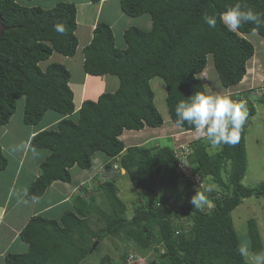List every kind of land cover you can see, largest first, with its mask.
Returning <instances> with one entry per match:
<instances>
[{
	"label": "trees",
	"instance_id": "obj_1",
	"mask_svg": "<svg viewBox=\"0 0 264 264\" xmlns=\"http://www.w3.org/2000/svg\"><path fill=\"white\" fill-rule=\"evenodd\" d=\"M21 1L0 0V127L10 122L22 98L24 126L37 125L48 111L62 117L53 128L31 138V148L47 149L49 154L39 163V175L29 184L24 199L33 202L41 198L56 181L70 183V169H90L97 152L107 157L106 172L114 164L119 172L111 179L97 178L92 189L85 183L58 219L32 216L19 234L27 250L7 252L2 264H88L93 245L112 237L142 253L152 250L156 264H249L238 251L241 246L231 212L246 198L264 197V182L249 188L242 184L247 169L245 135L255 115L251 90L234 96L248 110L237 143L217 147L212 154L206 139L190 144L186 162L192 176L178 170L180 159L174 148L157 143L126 147L120 136L124 131L163 125L150 86L155 77L165 83L166 109L174 124L176 103L196 91L206 92L198 75L209 56L221 86L237 87L255 54L247 35L256 32L264 39V25L248 23L233 33L221 23L220 14L235 3L264 12V0H120L124 15L149 16L151 29H127L126 47L120 49L111 28L96 24L82 51V72L90 77L116 78L117 86L96 99L86 98L78 110L69 87L71 73L63 64L50 61L54 53L73 57L77 52L75 3L58 1L43 9L27 7ZM84 1L97 4L102 0ZM204 14L216 18L215 28L204 24ZM57 24L63 25V32L56 30ZM256 99L264 104V90ZM180 128L195 130L188 124ZM8 168L0 145V171ZM121 171L137 191L138 203L131 218L126 217V207L118 197L116 181ZM193 175L220 188L207 187L212 188L206 193L212 205L208 209L191 203ZM15 177L11 170L8 179L2 180L3 192ZM94 193L103 197L107 210L97 206ZM93 219L101 225L95 230L91 228ZM247 239L251 252H264L255 219L247 220ZM109 263L106 258L100 264Z\"/></svg>",
	"mask_w": 264,
	"mask_h": 264
},
{
	"label": "rangeland",
	"instance_id": "obj_2",
	"mask_svg": "<svg viewBox=\"0 0 264 264\" xmlns=\"http://www.w3.org/2000/svg\"><path fill=\"white\" fill-rule=\"evenodd\" d=\"M58 1H69V2L75 3L77 11H78L77 16L79 17V19H82L85 16V13L83 11L84 4H80L83 0H49V1H46V0L24 1L22 0L21 3L27 7H39L43 9H49V8H52ZM135 19L137 18L130 17V19H128L126 23H128L129 25L131 23L132 24L134 23V25H136L134 21ZM144 21L145 20L138 22V25H141L140 24L141 22L144 25ZM80 25H82L81 20L79 21V27L82 30V26ZM142 29L146 30L145 28H142ZM78 37L82 41V38L79 35ZM247 39L254 46L255 54L253 58L249 61V65H250L249 77L247 76L246 77L247 79L244 80L242 84L237 85V87H234V88L224 89L220 84L219 77L214 68L213 59L211 56L208 57L206 69L201 75V77L199 76V78H202L206 92H209L212 94H227L232 99H234V96L237 93L243 90H251V93L249 94H250L252 104L255 108V115L252 118H250V121L247 126V130H246L245 149H246V156H247V169H246L245 177L242 180V184L245 187L249 188V187H255L259 183L264 182V104L259 103L256 99L257 94L260 92L262 88H264V39L260 37L256 32H253L252 34H248ZM81 45L82 43L79 44V46ZM115 46L118 48L123 47V44L121 43L120 38H118V40L115 41ZM79 54H80V51H79ZM57 58H59V54L54 53L50 61L56 62L55 60ZM64 64L67 65V63H64ZM74 69H75L74 76H77L80 72L78 71L77 68H74ZM115 80L117 81L116 78L113 79V81ZM253 81L255 83H253ZM150 86L154 92V104L164 120V128L167 129L165 130V134H164L167 138L162 135L164 139L160 143L157 142V145H159L160 147L169 146L173 148L174 140L176 143L175 145L185 146L186 144L190 145L191 142H194L196 140L206 139L203 133H200L197 131L192 132V133L180 132L179 134H175V135L172 134L173 133L172 129L178 128V127L172 123L167 113L166 103H165V95H166L165 83L163 82L162 79L155 77L150 80ZM107 87L108 89L110 88L109 86ZM22 106H23V98L17 101V109L13 115L14 119L11 122L10 127H9L10 133L8 137H12V135H14L16 139L18 138L17 141L19 143V145H16L14 148H12V153L14 156L15 154H20V152L22 151V148L24 150L25 140L28 137V134L32 131L30 127H25L24 125L21 124L20 119L22 118ZM60 117H61L60 114L54 111H48L45 113L42 120L37 125L33 126L32 129L33 130L37 129L39 126L45 124L50 119H56ZM172 136H174V139ZM138 140L142 141V139H138ZM12 144H17L16 140L13 141ZM125 144H128V143L125 142ZM155 144L156 142L153 141L151 143L149 142V144H144V146L152 147ZM9 145L10 147L12 146L11 138H10ZM30 149L34 151L33 148H30ZM5 150H6L5 155L8 158V162H9V168L6 171H0V177H1L0 186L2 185L1 184L2 180L4 182L10 176V172L14 165L13 163L14 161H16V159L12 155L7 156L8 154L7 152L9 151H7L8 149H5ZM216 150H217L216 148H209L208 152L212 154ZM35 152L36 153L34 154V159L36 160L31 165V168L35 169L39 173V168H38L39 163L43 159H45V157L49 154V151L47 149H41ZM29 160H33V158L31 156H28L27 161ZM104 160L106 161L107 157L104 154L97 152L92 158V166L90 169L82 170L76 166H74V169L71 168L70 174H71L72 180H71V183L68 185L70 186V189L72 188L73 185L78 184L80 182V181L75 182L77 181L76 174L78 176H82V178L83 177L87 178L91 176L92 173L97 171V169L100 167V164L103 163ZM183 161H186V160L183 159ZM188 170L189 169H187V171ZM78 172H80L81 175ZM110 175L115 176L116 173L111 172ZM100 176L102 180L105 178H109V175L103 172L101 173ZM225 177H226V174H224L223 178L226 179ZM97 178H100V177H97ZM96 181H93V183L89 186L91 189L95 186ZM203 185H204L203 188H207L208 186L212 185V188H214V190L220 191V188L217 187L214 183H212L211 180L203 181ZM116 186L118 189V197L119 199H121V201L124 203L126 207V217L131 218L133 215L134 209L137 206L136 204L138 203L137 197H136L137 191L131 184L128 176L126 175H122L118 177L116 181ZM56 187L58 188V191L62 193H64L67 189L66 184H63V183L57 184ZM78 189L75 193L78 192ZM3 191L4 189L0 187V193ZM49 192H50L49 189H47L45 195L42 196L38 201L40 203H43L44 201L49 202L50 201ZM168 195L169 193H166L165 197ZM94 197H95L97 206H99L103 210H107V204L105 203L103 197L99 193H94ZM71 203H72V199H70L69 202L65 203V205L69 204V207H70ZM211 206H212L211 203H209L208 205H206V208L208 209V207H211ZM32 208H33L32 203L27 200H25V202L23 203L18 204L17 210L19 211V213H20V210L25 212L23 216L24 221L25 220L27 221L29 219ZM34 208L38 209L40 207L34 206ZM56 209H57L56 211H52V212L45 213L42 215L48 218L58 219L63 213V211H62L61 206L56 207ZM231 218H232L233 225L236 230L237 236L239 238L241 247H247V244H248L247 220L249 219L256 220L258 228H259V232L262 237V242L264 245V197H261V198L250 197V198L244 199L242 203L233 212H231ZM7 219H8V222H12L14 220V216L12 217L6 216V220ZM93 222L94 223L91 225L92 229L95 230L97 229V227L99 228L101 226L94 219H93ZM1 236H2V233H0V239L2 238ZM0 247H2V242L0 243ZM24 247L26 249L25 244L19 240L16 244H8V247L5 249L6 251L9 250V252H15L19 250L23 251ZM96 248L98 249L96 250ZM3 255L0 254V264L3 263V259H2ZM122 255H125L124 259H121ZM106 258H107V261H111L112 264H124V262H126L125 264H156L157 263V256L154 255V252L152 250L146 253H142L141 251L134 249L132 245L122 242L121 240L116 239L114 237L104 239L100 243L93 245V251L87 262L88 264H100L101 261Z\"/></svg>",
	"mask_w": 264,
	"mask_h": 264
},
{
	"label": "crops",
	"instance_id": "obj_3",
	"mask_svg": "<svg viewBox=\"0 0 264 264\" xmlns=\"http://www.w3.org/2000/svg\"><path fill=\"white\" fill-rule=\"evenodd\" d=\"M65 2H69V1H65ZM80 4H84L83 11L85 13V16L82 19H79V17L76 16L77 29L75 33L78 39V46L80 43H82V45L78 47L77 52L73 57H63L59 55V58L55 60L56 62L63 64L68 69V71L71 73L69 87L74 94V102H75V105L77 106L76 107L77 110L80 108L82 102L86 98L89 97L90 99H96L102 92H105L110 89H114L117 86V81L116 80L113 81V79H115L113 77H110V76L90 77L82 72L83 71L82 51H83V48L90 43L92 39V32L96 24L102 22L111 28L115 41L118 40V38L121 39V43L123 44V47H119L120 49H124L126 47V44L124 41V32L127 29L132 28V26L135 28L141 29V30H144L142 28H145L146 31L151 29V20H150V17L147 15H142L139 17H132V18H137L134 20L136 25H134V23L133 24L131 23L130 25L126 23V21L130 19V17H127L126 15L122 13L120 9V0H102L100 3H97V4L88 3L83 0ZM77 15H78V11H77ZM80 20L82 22V25H80L82 26V30L79 27ZM142 20H145L144 25L142 22L140 23L141 25H138V22ZM78 35L82 38V41L78 37ZM79 51H80V54H79ZM64 63H67V65ZM74 68H77L78 71L80 72L77 76H74V72H75ZM249 68H250V65L248 62L247 73L244 76L240 84H242V82L247 79L246 78L247 76L249 77V70H250ZM254 81L253 83H255ZM107 86H109L110 88L108 89ZM61 118L62 117L56 118V119H50L45 124L39 126L37 129H34V130L32 129V127L29 126L32 131L28 134V137L25 140L24 150L22 148V151L20 152V154H15V156L12 153V148H14L16 145H19L17 141L18 138L16 139L14 135H12V137H8L10 133L9 127L14 117H12V119L6 126L0 127V145L3 148L4 154L6 151L5 149H8L7 151L9 152H7L8 153L7 156L12 155L16 159V161H14L13 163L14 165L12 168V172H15V176H17L14 178L9 190H7L6 192H1L0 194V233H2V236H1L2 238L0 239L1 240L0 243L2 242V247H0L1 255L3 254L5 255L7 252H9V250L6 251L5 249L8 247V244H16L20 240L19 239L20 231L32 216H35L37 214L42 215L45 213L56 211L57 210L56 207L58 206H61L62 211L64 212L69 207V204L65 205V203L69 202V200L75 194L77 187H80V185L83 183H88L87 181L88 179H90V177L92 179L89 182V184H92L93 181H96L97 177L101 178L100 175L102 172H105L104 169H101V168L104 167L107 160L106 161L104 160V162L100 164V167L97 169V171L92 173L91 176L87 178H84V177L82 178V176H78L76 174L77 181L75 182H79V181L80 182L78 184L73 185L71 189H70V186H68L71 182L70 183H63L60 181L54 182L48 188L50 191L49 192L50 201L49 202L44 201L43 203H40L38 201L40 199L39 198L31 202L33 205V208L34 206L35 207L38 206L40 208L38 209L32 208L29 219L27 221L26 220L24 221L23 216L25 212L20 210V213H19V211L17 210V206L18 204L25 202L24 197H25V193H26V190L29 184L39 175V173L35 169L31 168V165L36 160L34 159V154L36 153L35 151H37L36 149H34V151L30 149L31 148L30 147L31 138L38 131L53 128L61 120ZM20 121L22 124V118L20 119ZM25 127H28V126H25ZM165 130L167 129L164 128V124L159 128L144 127V129L140 131H124L123 134L120 136V139L123 141L124 144L125 142L128 143V144H125L126 147L149 144V142L151 143L153 141H155L156 143L157 142L160 143L164 139L162 135L165 136L164 135ZM181 131L182 129L179 127L173 128L172 134L174 135L179 134ZM160 135L162 138L160 137ZM172 137L174 139V136ZM10 138H11V145H12L11 147L9 145ZM14 139L16 140L17 144H12V142L15 141ZM138 139H142V141H139ZM28 156H31L33 160L27 161ZM18 176H19V179L16 181ZM62 183L66 184V188H67L64 193L59 192L58 188L56 187L57 184H62ZM96 184L97 183H95V185ZM6 216L7 217L14 216V220L12 222H8V219L6 220ZM26 250H27V246H26V249L24 247L23 251L19 250L15 252L21 253V252H25ZM4 255L2 256V259Z\"/></svg>",
	"mask_w": 264,
	"mask_h": 264
},
{
	"label": "clouds",
	"instance_id": "obj_4",
	"mask_svg": "<svg viewBox=\"0 0 264 264\" xmlns=\"http://www.w3.org/2000/svg\"><path fill=\"white\" fill-rule=\"evenodd\" d=\"M202 19L204 24L209 28L216 27L217 20L215 17L204 14ZM220 20L228 31L234 33L248 23L254 24L257 27L264 25V12H258L252 8H242L240 3H235L227 7L220 14ZM56 30L63 32V25L57 24ZM203 72L198 77H201ZM199 79L202 81V78ZM174 112L177 127L180 128L188 124L195 129L194 131H185L182 129L181 132L192 133L197 131L203 133L212 148L237 143L239 134L248 117L247 106L244 102H237L227 94H212L202 91H196L187 98L179 100L175 105ZM173 143L174 145L176 144L175 140ZM174 145L173 148L178 146ZM103 173L108 175L106 171ZM123 174L124 171H122L121 175ZM91 179L88 180V184ZM80 187H77V189ZM211 192V187L206 188L204 191L196 190L195 194L191 197V203L196 208L208 205L210 201L206 193ZM238 251L242 257L248 260L249 264H264V252H251L247 247H241Z\"/></svg>",
	"mask_w": 264,
	"mask_h": 264
},
{
	"label": "built area",
	"instance_id": "obj_5",
	"mask_svg": "<svg viewBox=\"0 0 264 264\" xmlns=\"http://www.w3.org/2000/svg\"><path fill=\"white\" fill-rule=\"evenodd\" d=\"M261 90L263 91L264 88H262ZM174 149L176 152V156L180 159V165H179L178 170L185 172L188 175L192 176L191 172L189 170L187 171V169H188L187 168V165H188L187 162L183 161V159L186 160L187 155L191 152L190 145L189 144H186L185 146L179 145L177 147L175 146ZM111 172L118 174L119 169H118L117 164H114L112 170L108 173L109 178L111 177V175H110ZM120 173H122V171ZM105 179H107V178H105ZM191 179L194 181V187H193L194 191H196L200 187H204L203 181L199 176L193 175V177ZM84 184L85 183L81 184L80 186L82 187ZM88 189H90L89 185H88Z\"/></svg>",
	"mask_w": 264,
	"mask_h": 264
},
{
	"label": "water",
	"instance_id": "obj_6",
	"mask_svg": "<svg viewBox=\"0 0 264 264\" xmlns=\"http://www.w3.org/2000/svg\"><path fill=\"white\" fill-rule=\"evenodd\" d=\"M2 31H3V27H2V25L0 24V35H1Z\"/></svg>",
	"mask_w": 264,
	"mask_h": 264
}]
</instances>
